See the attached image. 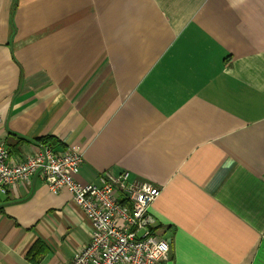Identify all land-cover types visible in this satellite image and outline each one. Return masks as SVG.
<instances>
[{
    "label": "crops",
    "instance_id": "crops-1",
    "mask_svg": "<svg viewBox=\"0 0 264 264\" xmlns=\"http://www.w3.org/2000/svg\"><path fill=\"white\" fill-rule=\"evenodd\" d=\"M0 145L53 136L161 189L166 264H264V0H0ZM21 140H27L22 142ZM91 225L41 179L0 193V264H69Z\"/></svg>",
    "mask_w": 264,
    "mask_h": 264
},
{
    "label": "built area",
    "instance_id": "built-area-1",
    "mask_svg": "<svg viewBox=\"0 0 264 264\" xmlns=\"http://www.w3.org/2000/svg\"><path fill=\"white\" fill-rule=\"evenodd\" d=\"M2 117L0 114V123ZM83 153L77 146L41 144L24 159H12L0 145V193L20 184L43 180L54 192L69 189L91 225L89 242L69 264H166L170 243L157 233L151 205L161 189L131 180V173L106 172L101 184L78 180Z\"/></svg>",
    "mask_w": 264,
    "mask_h": 264
},
{
    "label": "trees",
    "instance_id": "trees-1",
    "mask_svg": "<svg viewBox=\"0 0 264 264\" xmlns=\"http://www.w3.org/2000/svg\"><path fill=\"white\" fill-rule=\"evenodd\" d=\"M22 142H27V140H21ZM37 142L40 144H48V145H56L59 143L58 139L53 137V136H44V137H39L36 139ZM46 251V246L37 241L35 244L32 246L31 250L26 254V257L33 262V264H39L40 259L42 256L45 254Z\"/></svg>",
    "mask_w": 264,
    "mask_h": 264
}]
</instances>
